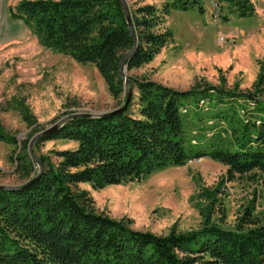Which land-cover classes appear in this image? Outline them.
Here are the masks:
<instances>
[{"label": "trees", "instance_id": "1", "mask_svg": "<svg viewBox=\"0 0 264 264\" xmlns=\"http://www.w3.org/2000/svg\"><path fill=\"white\" fill-rule=\"evenodd\" d=\"M234 2L239 15L253 14L251 0ZM199 4L164 0L160 7L130 8L134 36L119 0H21L10 16L23 21L44 47L93 64L111 96L120 100L121 59L129 53L124 62L128 71L150 62L172 39L163 28L169 11L197 5L202 12ZM128 79L136 93L132 87L123 110L100 117L70 115L40 136L39 141L77 143L74 149L56 151L57 163L40 155L39 172L26 143L20 146L18 173L28 184L0 190V264H264V222H257L248 207L235 229L208 219L201 229L171 228L162 235L96 211L88 191L78 187L87 182L100 189L202 157L224 164L229 179L255 171L264 185V70L253 84L256 93L201 83L178 90L147 78ZM199 100L213 106L203 123L195 111ZM239 101L252 103L246 119L237 115ZM190 103L196 105L190 112L196 129H190L184 114ZM23 118L32 125L30 117ZM220 127L230 133L229 143L215 132ZM0 142L15 145L17 140L0 125Z\"/></svg>", "mask_w": 264, "mask_h": 264}, {"label": "rangeland", "instance_id": "2", "mask_svg": "<svg viewBox=\"0 0 264 264\" xmlns=\"http://www.w3.org/2000/svg\"><path fill=\"white\" fill-rule=\"evenodd\" d=\"M20 1L0 0V125L17 140L15 145L0 142V186L25 183L16 158L24 142L37 170L40 155L57 163L56 151L74 149L77 143L65 139L39 141V134L64 123L70 115L114 112L121 108L127 92L123 83L121 99L113 98L93 64L79 63L41 45L23 21L10 16ZM125 1L129 13L130 8L142 4L160 7L164 2ZM251 2L254 12L249 16L239 15L234 0H199L202 12L197 5L187 10L171 9L163 28L172 32V39L150 62L125 70L123 75L127 79L128 75L147 78L178 90L201 83L231 92L256 93L253 84L264 70V0ZM129 85L136 93L130 81ZM247 104L252 105L250 101L237 103L241 119L247 117ZM193 107L196 105L190 103L184 113L190 129H196L197 123L190 115ZM212 108L198 101L195 111L201 116L200 123ZM24 115L32 119L31 126ZM221 127L215 132H221L225 143H229L230 133ZM24 166L28 168L29 161ZM78 187L88 191L96 211L116 219L126 218L132 228L156 234L164 235L171 228L178 232L198 230L208 219L223 228L235 229L247 207L257 222H264V185L258 174L253 171L229 179L226 166L209 157L181 166L169 165L143 178L100 189L87 182Z\"/></svg>", "mask_w": 264, "mask_h": 264}, {"label": "water", "instance_id": "3", "mask_svg": "<svg viewBox=\"0 0 264 264\" xmlns=\"http://www.w3.org/2000/svg\"><path fill=\"white\" fill-rule=\"evenodd\" d=\"M119 1H120V3H121L122 9H123V11H124V15H125L126 23H127V25H128L129 32H130V34H131L132 36H134V32H133V28H132V21H131V16H130V13H129L128 5H127V3H126L125 0H119ZM130 52H131V51H130ZM128 54H129V53H128ZM128 54H127L125 57H123V58L121 59V61H120V75H121V77H122L123 80H124L125 86L127 87V92H126L127 95H126V99H125V104H124V106H123L122 108H120V109H116L115 112H117V111H121V110H123V109L125 108V106H126L128 100H129V98H130L131 92H132V87L129 85V80L127 79L126 75H123V73H125V70H127V65L124 64V62H125V59H126V57L128 56ZM106 112H111V111H105V112L98 113V114L79 113V114H76V115H74V116H76V117H97V116H101V115H103V114L106 113ZM68 118H69V117L65 118V119L63 120V122H65ZM61 124H63V123H61ZM61 124H59V125H55L54 127H51V128H48V129L44 130L43 132H41V133L39 134V136H42L43 134H45V133H47V132H50V131L53 130V129L58 128ZM39 136H38V137H39ZM31 144H32V143H31ZM40 171H41V165L39 164V172H40ZM36 176L38 177V175H36ZM37 177H35V179H36ZM25 184H28V183H25ZM21 186H22V185H20V186H0V190H15V189L20 188Z\"/></svg>", "mask_w": 264, "mask_h": 264}, {"label": "bare ground", "instance_id": "4", "mask_svg": "<svg viewBox=\"0 0 264 264\" xmlns=\"http://www.w3.org/2000/svg\"><path fill=\"white\" fill-rule=\"evenodd\" d=\"M115 112V111H114ZM106 113H110V112H106ZM105 114V113H104ZM102 116V115H101ZM97 117H100V116H97ZM21 188V187H20Z\"/></svg>", "mask_w": 264, "mask_h": 264}]
</instances>
